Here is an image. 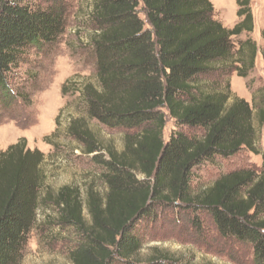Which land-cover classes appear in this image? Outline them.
I'll return each mask as SVG.
<instances>
[{"label":"trees","instance_id":"trees-1","mask_svg":"<svg viewBox=\"0 0 264 264\" xmlns=\"http://www.w3.org/2000/svg\"><path fill=\"white\" fill-rule=\"evenodd\" d=\"M91 2L96 83L83 86L88 118H73L68 134L101 168L104 191L89 187L84 196L64 186L54 193L44 153L24 139L0 150V264H20L41 203L54 204L58 224L80 239L72 264H177L167 252L142 259L140 229L181 207L199 228L197 215L206 213L222 239L249 247L253 264H264V171L242 168L192 187L193 170L205 162L261 154L264 95L250 104L223 82L234 73L248 78L255 68L257 43L234 40L254 32L253 0L237 1L232 29L215 18L210 0ZM67 6L0 0V109L18 103L12 79L26 53L65 34ZM168 117L177 130L166 142ZM88 120L127 131L123 150L103 146Z\"/></svg>","mask_w":264,"mask_h":264},{"label":"rangeland","instance_id":"rangeland-1","mask_svg":"<svg viewBox=\"0 0 264 264\" xmlns=\"http://www.w3.org/2000/svg\"><path fill=\"white\" fill-rule=\"evenodd\" d=\"M28 1L40 7L56 2ZM64 1L68 5L65 34L54 45L28 51L14 71L12 88L18 96V103L11 111L0 109V150L5 151L9 146L26 140L28 149H38L46 156L44 168L50 191L56 193L64 186H71L79 188L85 196L89 187L101 193L104 191L102 170L69 136L68 128L73 118H88L81 91L85 84L96 83L91 44L94 34L90 18L92 2ZM210 1L214 5L215 18L228 29L234 28L239 21L238 0ZM252 9L254 32L234 40L238 44L251 38L257 43L259 52L255 68L248 78H240L234 73L223 80L230 81L232 93L250 104H253L254 98L264 95V0H253ZM140 16L146 19L142 8ZM66 83H69L67 94H63ZM223 85L221 83L220 87L223 88ZM88 122L103 146L111 145L119 151L123 150L127 131L109 129L97 121ZM255 124H259L257 112ZM176 130L175 121L168 117L164 130L166 142ZM259 130L261 154L243 151L230 159L217 158L205 162L193 170L192 187L195 190L209 187L222 174L242 168L264 171V125ZM41 205L20 264H72L69 254L80 239L72 228H63L58 224L54 204ZM182 209L161 212L156 221L142 225L140 234L145 240L142 259L149 260L167 252L177 264H253L251 249L222 239L206 213L197 215L199 228L194 225L195 215Z\"/></svg>","mask_w":264,"mask_h":264}]
</instances>
